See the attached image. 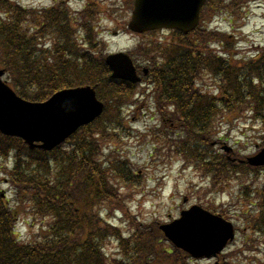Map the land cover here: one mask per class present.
<instances>
[{
	"label": "trees",
	"instance_id": "16d2710c",
	"mask_svg": "<svg viewBox=\"0 0 264 264\" xmlns=\"http://www.w3.org/2000/svg\"><path fill=\"white\" fill-rule=\"evenodd\" d=\"M124 1L131 10L133 0ZM254 1L257 0H208L203 16L208 20L226 17L240 21L249 15L247 10ZM95 12L94 9V13L82 14L75 28L65 7L43 11L0 0V68L6 70L7 80L19 96L45 102L63 89L92 85L98 86L106 103L99 120L81 128L51 152L30 150L22 140L0 133V165L5 167L14 189L11 199L2 197L0 181V264L191 261L187 254L168 243L158 223L145 224L138 217L129 216L125 206L130 196L117 197L112 181L138 185L141 179L128 160L118 152L105 155L103 146L113 139L119 141L127 131L121 118L123 106L132 100L139 86L110 78L111 71L103 56L105 45L95 31ZM173 34L177 42L159 46L156 53L161 62L152 60L155 67L145 82L156 90L159 110L168 108L173 111V119L181 121L186 139L180 144L186 160L202 168L213 180L237 175L238 171L250 176L249 168L245 171V166L213 152L207 140L211 141L217 118L224 111L234 112L247 105L264 118V60L246 62L240 68L232 66L211 51L212 43L225 47L226 36L208 26L199 27L188 36ZM49 41L53 42L51 49L46 47ZM143 50L139 45L135 53L143 54ZM202 72L221 81L226 99L224 94L214 97L202 90ZM255 79L260 80V85L254 86ZM112 112L118 114V119H106ZM258 173L261 171H256L255 177ZM251 194L244 193L243 199L254 209L241 217L252 237H264V183L256 191L259 204ZM23 215L33 221L27 222L30 228L36 227L25 239L17 234ZM120 215L124 218L121 225L111 221ZM111 244L116 246L115 254L108 250ZM226 258L225 264H232L230 256Z\"/></svg>",
	"mask_w": 264,
	"mask_h": 264
},
{
	"label": "rangeland",
	"instance_id": "374dc122",
	"mask_svg": "<svg viewBox=\"0 0 264 264\" xmlns=\"http://www.w3.org/2000/svg\"><path fill=\"white\" fill-rule=\"evenodd\" d=\"M11 1L24 7L45 8L52 6L54 0ZM59 1L69 3L74 14H79L89 4L97 7L94 26L96 33L107 43L106 55L131 53L141 45L144 47L143 54L136 53L133 56L135 63L139 66H154L152 60L159 64L161 62V56L156 53L159 46H167L173 40L177 42V36L168 31L144 36L133 34L128 29L132 9H127L124 0ZM247 12L249 15L240 21L225 20V17L223 20L221 17L208 20L206 15L203 16L202 27L211 26L210 28L220 30L226 36V46L212 43L211 51L222 55L232 66L238 68L243 67L246 62L260 63L264 60V4L254 1ZM74 23L77 27L78 20ZM227 46L232 49L229 51ZM149 52L154 53L148 56ZM199 79L204 92L217 97L224 94L223 99H226L222 83L214 75L202 72ZM145 80L139 84L132 100L123 106L121 118L127 131L119 141L113 139L103 146L105 155L118 152L116 154L122 159L129 160L141 179L138 185H126L122 181L117 184L119 181H112L117 189V197L130 196L125 206L129 216L138 217L145 224L161 225L179 219L183 210L196 205L202 206L210 212L224 215L238 227L239 232L234 242L218 258L187 260L189 264H225L227 256H230L229 262L232 264H264V237H252L241 217L247 210L254 209L248 203L245 204L244 193L250 195V189L251 192L257 191L263 186L264 171L261 170L257 177L255 174L258 169H251L250 176L238 171L237 175L221 176L213 180L204 174L202 168L194 167L186 160L185 149L181 148L180 142L186 136L181 121L173 119V111L170 109L159 110L154 95L156 90L149 88ZM253 84L260 85V80L255 79ZM106 119H118V114L109 113ZM216 126L217 130L211 141H207L209 144L214 141L213 152L226 159L229 155L235 159L253 157L264 146V118L256 114L252 106L243 105L234 112L224 111L217 118ZM224 146L231 147L233 153L228 155ZM191 153H194L192 149ZM9 167L11 168V162ZM244 170H248V167L245 166ZM5 171V167L0 165L1 191L11 199L14 189L9 184ZM252 198L259 204L257 195ZM123 219L120 215L111 221L121 225L120 221ZM27 222L33 221L23 215L17 224V233L23 239L36 231V227L30 228ZM108 250L115 254L116 246L111 244Z\"/></svg>",
	"mask_w": 264,
	"mask_h": 264
},
{
	"label": "water",
	"instance_id": "95a60500",
	"mask_svg": "<svg viewBox=\"0 0 264 264\" xmlns=\"http://www.w3.org/2000/svg\"><path fill=\"white\" fill-rule=\"evenodd\" d=\"M206 1L135 0L129 28L139 34L162 29L189 34L198 26ZM106 62L113 71L112 78L140 81L126 54L110 55ZM4 73L0 71V131L23 139L31 149L51 151L104 111L95 88L91 87L64 90L43 104L29 103L1 80ZM37 143L42 145L37 146ZM248 163L264 166V149L249 158ZM160 230L174 247L195 259L216 257L235 239L232 223L199 206L183 211L179 220L160 226Z\"/></svg>",
	"mask_w": 264,
	"mask_h": 264
},
{
	"label": "flooded vegetation",
	"instance_id": "af4514ba",
	"mask_svg": "<svg viewBox=\"0 0 264 264\" xmlns=\"http://www.w3.org/2000/svg\"><path fill=\"white\" fill-rule=\"evenodd\" d=\"M141 77L143 76V73L141 72V74H139Z\"/></svg>",
	"mask_w": 264,
	"mask_h": 264
}]
</instances>
